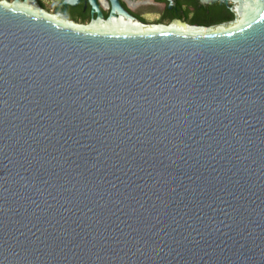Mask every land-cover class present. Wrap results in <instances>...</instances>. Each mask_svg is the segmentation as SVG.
I'll return each instance as SVG.
<instances>
[{"label": "water", "instance_id": "95a60500", "mask_svg": "<svg viewBox=\"0 0 264 264\" xmlns=\"http://www.w3.org/2000/svg\"><path fill=\"white\" fill-rule=\"evenodd\" d=\"M90 2L0 1V264H264V0H199L215 27Z\"/></svg>", "mask_w": 264, "mask_h": 264}, {"label": "flooded vegetation", "instance_id": "af4514ba", "mask_svg": "<svg viewBox=\"0 0 264 264\" xmlns=\"http://www.w3.org/2000/svg\"><path fill=\"white\" fill-rule=\"evenodd\" d=\"M37 1L50 14L63 16L80 25H89L98 16V12L94 10L90 0H79L76 5H64V0H52L53 4L45 0ZM118 2L124 11L148 26H168L181 21L189 25L215 27L232 22L235 18L230 10L231 4L228 6L224 3L222 7V4L219 3L223 2L206 6L201 5L199 0H118ZM96 3L107 20L112 11L110 0H96ZM220 5L221 7L218 8ZM229 13L232 14V18L226 19ZM221 19L223 21L215 22Z\"/></svg>", "mask_w": 264, "mask_h": 264}, {"label": "trees", "instance_id": "16d2710c", "mask_svg": "<svg viewBox=\"0 0 264 264\" xmlns=\"http://www.w3.org/2000/svg\"><path fill=\"white\" fill-rule=\"evenodd\" d=\"M219 4H222V7L224 6V3H219ZM219 7H221V5L218 6V8H219ZM218 8H217V9H218ZM224 18H225V17H224ZM230 18H232V14H231V13H229V14L226 16V19H230ZM222 19H223V17H222ZM222 19H221V20H216V21L213 20V21H215V22H220V21H223ZM199 23H201V22H199ZM205 25H206V24H205Z\"/></svg>", "mask_w": 264, "mask_h": 264}, {"label": "rangeland", "instance_id": "374dc122", "mask_svg": "<svg viewBox=\"0 0 264 264\" xmlns=\"http://www.w3.org/2000/svg\"><path fill=\"white\" fill-rule=\"evenodd\" d=\"M10 1H11V0H10ZM45 1H47V2H49V3L51 2V4H53V1H52V0H45Z\"/></svg>", "mask_w": 264, "mask_h": 264}]
</instances>
